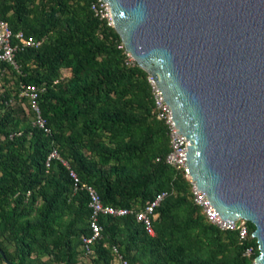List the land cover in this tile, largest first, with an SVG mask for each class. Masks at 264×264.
<instances>
[{"label": "trees", "instance_id": "16d2710c", "mask_svg": "<svg viewBox=\"0 0 264 264\" xmlns=\"http://www.w3.org/2000/svg\"><path fill=\"white\" fill-rule=\"evenodd\" d=\"M92 1L0 0V17L13 31L44 39L16 52L18 69L0 62V80L12 83L0 92V264H76L82 254L88 196L72 192L59 160L45 165L53 147L103 204L138 209L169 191L156 208L154 235L133 215H100L101 238L82 264H111L113 246L129 264H252L254 224L247 221L248 238L239 243L194 204L188 181L164 162L167 128L156 118L147 72L128 61L120 35L94 15ZM22 83L45 85L38 102L51 134L24 112L22 104L31 115L18 94Z\"/></svg>", "mask_w": 264, "mask_h": 264}, {"label": "water", "instance_id": "95a60500", "mask_svg": "<svg viewBox=\"0 0 264 264\" xmlns=\"http://www.w3.org/2000/svg\"><path fill=\"white\" fill-rule=\"evenodd\" d=\"M102 1L190 144L189 178L224 224H254L264 264V0Z\"/></svg>", "mask_w": 264, "mask_h": 264}, {"label": "built area", "instance_id": "2783aa9c", "mask_svg": "<svg viewBox=\"0 0 264 264\" xmlns=\"http://www.w3.org/2000/svg\"><path fill=\"white\" fill-rule=\"evenodd\" d=\"M94 15L99 18L107 20L108 24L112 25L110 16V7L106 2L102 0H93L90 5ZM43 38H35L34 36H27L22 30L13 31L8 22L0 17V62H5L15 69H18V65L15 60V54L18 50L25 47H37L43 42ZM128 53V52H127ZM128 61H132L128 57ZM147 80L151 87L152 98L155 105L156 118L164 121L167 128V136L169 142V151L164 158V162L174 169L177 173L183 176L189 183L190 193L192 200L197 205L201 213L206 220L215 225L222 231L233 230L237 233L239 243L247 240L249 235L248 220H234L232 221V227L224 224L218 217L216 211L209 205L204 193L197 190L195 181L191 180L188 175L187 166L185 165V152H187L186 146L190 144L184 141V138L180 134H177L178 130L174 127L173 121H171L170 108L161 99V93L158 92L156 85L151 77L147 73ZM46 89L44 84L35 83H22L19 87V96L26 97L28 102V111L31 113V123L33 126L38 127L44 134H51V128L48 126L46 118L42 116L39 106L38 98L42 92ZM52 159L59 160L68 170L70 176L73 178L72 192H76L78 189H83L88 196V206L90 207L89 215V227L90 234L82 236L81 251L83 257H89L93 254L92 244L99 238H101V226L98 222L100 215L111 216H124L133 215L135 221L139 223L143 230L149 234L154 235L153 221L157 216L156 208L160 206L162 201L169 195L168 190H161L157 192L154 197L147 201L142 208H123L116 207L109 204H103L100 194L97 190L89 184L82 183L76 173L70 168L69 163L64 159L57 148L53 147L49 152L45 160V165L49 166ZM113 259L111 264H129L127 259L119 251L116 246L112 247ZM253 254L251 246H246L243 255L250 256ZM255 258L253 259V261ZM252 261V264H253Z\"/></svg>", "mask_w": 264, "mask_h": 264}, {"label": "rangeland", "instance_id": "374dc122", "mask_svg": "<svg viewBox=\"0 0 264 264\" xmlns=\"http://www.w3.org/2000/svg\"><path fill=\"white\" fill-rule=\"evenodd\" d=\"M128 57H129V59L130 60H134L132 57H131V55L128 53ZM63 78H65V77H67L68 76V73H67V71L65 70H62L61 71V74H60ZM11 77L12 76V72L11 71H9V72H7L6 73V77ZM5 77V76H4ZM7 79H9V78H7ZM13 79V78H12ZM12 85V83L11 82H6L3 78L0 80V92L1 91H3L6 87H9V86H11ZM22 107L24 108V112L26 113V115L29 117L28 119H30L31 120V115L26 111V107H25V104H22ZM83 257H81V255L79 256V260H78V262L76 263V264H82L83 262L84 263H89V261L88 260H86L85 258H83ZM48 259V256H43L42 257V260L43 261H46ZM50 264H58V263H56V262H51Z\"/></svg>", "mask_w": 264, "mask_h": 264}, {"label": "crops", "instance_id": "0c3cea01", "mask_svg": "<svg viewBox=\"0 0 264 264\" xmlns=\"http://www.w3.org/2000/svg\"><path fill=\"white\" fill-rule=\"evenodd\" d=\"M64 71L66 70V69H63Z\"/></svg>", "mask_w": 264, "mask_h": 264}, {"label": "bare ground", "instance_id": "6f19581e", "mask_svg": "<svg viewBox=\"0 0 264 264\" xmlns=\"http://www.w3.org/2000/svg\"><path fill=\"white\" fill-rule=\"evenodd\" d=\"M112 21V20H111Z\"/></svg>", "mask_w": 264, "mask_h": 264}]
</instances>
